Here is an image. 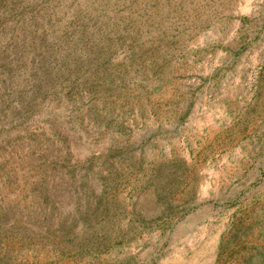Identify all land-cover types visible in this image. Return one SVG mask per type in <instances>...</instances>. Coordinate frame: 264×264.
Returning a JSON list of instances; mask_svg holds the SVG:
<instances>
[{
  "label": "rangeland",
  "instance_id": "rangeland-1",
  "mask_svg": "<svg viewBox=\"0 0 264 264\" xmlns=\"http://www.w3.org/2000/svg\"><path fill=\"white\" fill-rule=\"evenodd\" d=\"M0 264H264V0H0Z\"/></svg>",
  "mask_w": 264,
  "mask_h": 264
}]
</instances>
